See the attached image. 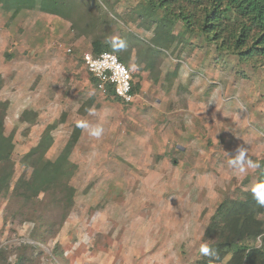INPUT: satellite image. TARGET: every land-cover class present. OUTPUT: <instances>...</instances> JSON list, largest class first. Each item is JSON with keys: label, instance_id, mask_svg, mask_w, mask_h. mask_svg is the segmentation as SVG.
<instances>
[{"label": "rangeland", "instance_id": "rangeland-1", "mask_svg": "<svg viewBox=\"0 0 264 264\" xmlns=\"http://www.w3.org/2000/svg\"><path fill=\"white\" fill-rule=\"evenodd\" d=\"M86 1L72 4L74 27L0 5V103L13 142L0 165V264H207L217 207L260 194L261 168L248 161L264 159V60L240 62L179 21L154 43L143 0ZM94 35L129 55L131 103L91 81L81 55ZM46 131L47 149L31 153Z\"/></svg>", "mask_w": 264, "mask_h": 264}, {"label": "trees", "instance_id": "trees-1", "mask_svg": "<svg viewBox=\"0 0 264 264\" xmlns=\"http://www.w3.org/2000/svg\"><path fill=\"white\" fill-rule=\"evenodd\" d=\"M143 1L147 16L155 24L152 38L154 43H159L166 35L172 38V29L179 21L187 33H199L207 43L213 44L220 51L236 55L240 62L264 60V0ZM74 3L76 0L72 3L68 0H0V5L5 11H13L16 14L22 10L38 8L42 12L70 20L73 27L76 26L75 17L72 16ZM90 45V52L94 55L113 51L112 44L105 42L102 35H94ZM117 54L119 60L127 65L129 55L118 52ZM90 78L95 83L91 75ZM138 89L139 84L135 82L132 90L137 93ZM105 97L122 102L120 98L113 96L111 91ZM3 115L4 106L0 103V165L6 163L13 149L11 136L3 132ZM49 140L46 131L39 144L30 152L40 148L46 150ZM70 150L71 145L68 143L62 151V156L52 163L53 167L47 177L41 176L39 184L38 181L32 184L35 194L53 182L60 169L61 160L66 159ZM258 163L261 171L256 187L260 194L249 192L244 199H225L211 216L204 237L209 238L213 231H218L220 240L207 246V264L218 261L228 250L232 252L228 264H264V218L257 217L258 214H264V204L261 203L264 201V159ZM4 181V177H0V183ZM259 236L262 245L257 247L247 244V241L255 240ZM1 254L3 253H0V257Z\"/></svg>", "mask_w": 264, "mask_h": 264}, {"label": "built area", "instance_id": "built-area-1", "mask_svg": "<svg viewBox=\"0 0 264 264\" xmlns=\"http://www.w3.org/2000/svg\"><path fill=\"white\" fill-rule=\"evenodd\" d=\"M81 60L103 96L111 91L123 103L128 104L134 100L136 93L132 89L135 81L131 71L114 52L103 51L94 55L86 51L82 53Z\"/></svg>", "mask_w": 264, "mask_h": 264}, {"label": "clouds", "instance_id": "clouds-1", "mask_svg": "<svg viewBox=\"0 0 264 264\" xmlns=\"http://www.w3.org/2000/svg\"><path fill=\"white\" fill-rule=\"evenodd\" d=\"M102 132H103V128H102V127H97L96 129L93 130L92 134H93L94 136L99 137V136L102 134ZM236 151H237V153H238L240 156H243V155L245 154V152H246V149L244 148L243 145H239V146L237 147V150H236ZM229 164H235V161H234V160H230V161H229ZM248 164H249V166H251V167H259V166H260L259 163L253 162V161H251V160L248 161ZM241 171H243L242 168H241ZM261 203L264 204V201H261ZM201 251H202L204 254H208V253H209V249H208L207 246L202 247V248H201Z\"/></svg>", "mask_w": 264, "mask_h": 264}]
</instances>
